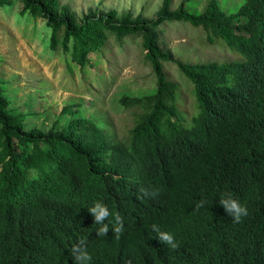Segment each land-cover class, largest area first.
<instances>
[{"label":"trees","instance_id":"trees-1","mask_svg":"<svg viewBox=\"0 0 264 264\" xmlns=\"http://www.w3.org/2000/svg\"><path fill=\"white\" fill-rule=\"evenodd\" d=\"M17 1L22 15L44 21L50 50L72 68L99 64L91 55L111 38L138 37L156 82L151 93L120 99L135 119L118 143L78 105L62 109L64 125L24 129L0 80V264H75L71 248L81 238L90 264H264V0H240L235 12L226 0H183L175 9L162 0L152 19L111 10L79 21L61 0ZM174 22L201 28L208 43L221 40L240 58L176 60L164 47ZM165 62L188 79L201 109L191 128L180 124ZM224 192L248 209L239 223L220 204ZM97 201L112 213L105 236L88 210ZM153 225L178 247L161 243Z\"/></svg>","mask_w":264,"mask_h":264},{"label":"rangeland","instance_id":"rangeland-1","mask_svg":"<svg viewBox=\"0 0 264 264\" xmlns=\"http://www.w3.org/2000/svg\"><path fill=\"white\" fill-rule=\"evenodd\" d=\"M182 1L173 0L172 8H177ZM161 2L61 0L60 4L79 21L88 14L111 10L120 15L128 13L132 17L141 15L152 19ZM239 2L226 0L224 6L227 11L235 12ZM200 8L198 5V10ZM20 10L17 0L0 7V80L1 93L10 101V110L24 117V129L47 130L54 123L64 125L68 115H63L62 109L78 105L83 116L97 121L115 142L124 143L135 116L134 109L123 106L120 99L124 95L135 97L151 93L156 82L149 61L143 58L140 38L129 37L120 42L111 38L102 55H91L92 62L98 60L99 64L83 72L72 68L61 52L50 50V30L44 21L29 14L22 15ZM168 24L172 25L166 29L164 47L178 61L193 64L240 58L221 40L208 43L201 28L182 22ZM164 70L178 85L175 103L180 124L191 128L194 126L191 115L198 119L201 109L196 110L198 103L193 104L189 81L173 62H165Z\"/></svg>","mask_w":264,"mask_h":264},{"label":"clouds","instance_id":"clouds-1","mask_svg":"<svg viewBox=\"0 0 264 264\" xmlns=\"http://www.w3.org/2000/svg\"><path fill=\"white\" fill-rule=\"evenodd\" d=\"M204 201L202 200L196 205V210H199L204 206ZM220 204L225 209L226 213L234 222L239 223L242 217L248 215L247 207L242 204L238 199L233 198L230 192H224L220 198ZM90 214L94 217L95 224L100 225L96 230L97 236H105L109 233V223H105L109 216L112 215L109 208L101 201H97L94 205L88 209ZM115 224L112 228V234L115 238L119 239L123 231V219L119 214L115 215ZM153 231L157 233L158 240L169 246L171 249H176L178 247L174 236L168 232H161L158 226H152ZM86 240L81 238L79 242L72 246L71 255L75 264H90L92 257L87 250Z\"/></svg>","mask_w":264,"mask_h":264}]
</instances>
